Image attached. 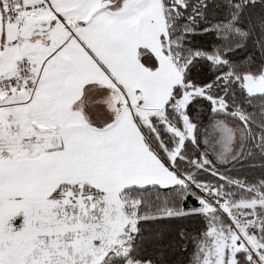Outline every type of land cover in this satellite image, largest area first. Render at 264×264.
Instances as JSON below:
<instances>
[{"label":"snow or ice","instance_id":"1","mask_svg":"<svg viewBox=\"0 0 264 264\" xmlns=\"http://www.w3.org/2000/svg\"><path fill=\"white\" fill-rule=\"evenodd\" d=\"M0 264H264V0H0Z\"/></svg>","mask_w":264,"mask_h":264}]
</instances>
